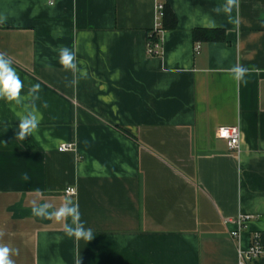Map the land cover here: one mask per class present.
<instances>
[{
	"label": "crops",
	"instance_id": "obj_1",
	"mask_svg": "<svg viewBox=\"0 0 264 264\" xmlns=\"http://www.w3.org/2000/svg\"><path fill=\"white\" fill-rule=\"evenodd\" d=\"M225 3L0 0V52L24 85L20 104L0 99V242L19 249L15 264H237L255 236L264 247V0H239L231 20L213 11ZM158 4L175 22L163 10L155 35ZM61 47L86 72L75 88ZM237 64L260 71L237 82ZM29 111L38 127L17 140ZM220 127L239 129L238 152ZM66 199L91 241L31 212ZM239 216L252 218L233 239Z\"/></svg>",
	"mask_w": 264,
	"mask_h": 264
},
{
	"label": "clouds",
	"instance_id": "obj_2",
	"mask_svg": "<svg viewBox=\"0 0 264 264\" xmlns=\"http://www.w3.org/2000/svg\"><path fill=\"white\" fill-rule=\"evenodd\" d=\"M239 7V0H226L224 5L218 6L213 9L217 14L224 12L229 14L233 8ZM58 62L61 68L65 72L72 73V79L67 82L68 87L75 88L79 79L86 76V72L82 71L78 67L77 53L75 50L68 47H61L58 50ZM229 73L237 81H244L245 76L249 71H260L256 68H246L240 64H237L230 69ZM79 73V76L77 75ZM23 81L20 79L15 68L12 66V60L3 52H0V99L16 104L22 102L21 92L23 90ZM40 84H34L29 89V95L38 93L40 90ZM38 99V97H34ZM47 105H45L46 107ZM39 119L35 114V111H29L26 115L22 116L19 120V131L16 139L23 141L25 137H28L35 129H37ZM27 179V177H25ZM31 212L36 217H41L47 220L54 221L61 224L65 234L68 237H75L77 240L83 239L85 241H91L93 239V233L91 228H85L84 222L81 221V213L79 211V204L72 199H66L59 206L53 203L45 201L44 203H38L37 200L31 201ZM70 220V223L68 222ZM6 235L3 229H0V240ZM19 255V249L10 247L8 244L0 242V264H15L12 257ZM79 264V262H78Z\"/></svg>",
	"mask_w": 264,
	"mask_h": 264
},
{
	"label": "built area",
	"instance_id": "obj_3",
	"mask_svg": "<svg viewBox=\"0 0 264 264\" xmlns=\"http://www.w3.org/2000/svg\"><path fill=\"white\" fill-rule=\"evenodd\" d=\"M157 20L158 23L154 28L153 34H158L161 32V24L159 20L162 16L163 6L158 4L156 6ZM153 36L150 35L148 39V54L150 56H156L159 54V45L158 43L153 42ZM199 46L196 47L198 49ZM216 137L220 140H223L228 149L232 151H239L241 143V133L237 127H220L216 131ZM76 148L74 144H62L58 148V152H75ZM64 194L68 197H75L77 195V190L75 188H67L64 191ZM250 216H239L235 221L237 225V230L231 233L233 239H239L241 230L245 227L247 222L251 219ZM261 257H264V247L260 244L258 236H255L251 242L250 247L246 251H238V262L237 264H252L254 261H257Z\"/></svg>",
	"mask_w": 264,
	"mask_h": 264
},
{
	"label": "trees",
	"instance_id": "obj_4",
	"mask_svg": "<svg viewBox=\"0 0 264 264\" xmlns=\"http://www.w3.org/2000/svg\"><path fill=\"white\" fill-rule=\"evenodd\" d=\"M164 12H163V23L165 25L166 22H170V25L174 26V17L172 14L164 7ZM168 22V23H169ZM217 32L212 31V30H195L193 32V37L195 40H205V41H221V34L218 33V35H215Z\"/></svg>",
	"mask_w": 264,
	"mask_h": 264
}]
</instances>
